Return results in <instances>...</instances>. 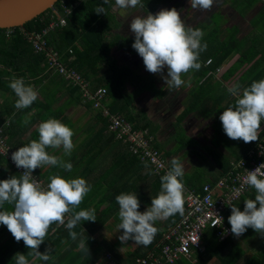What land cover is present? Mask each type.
Segmentation results:
<instances>
[{
    "label": "trees",
    "instance_id": "trees-1",
    "mask_svg": "<svg viewBox=\"0 0 264 264\" xmlns=\"http://www.w3.org/2000/svg\"><path fill=\"white\" fill-rule=\"evenodd\" d=\"M61 1L59 0L55 7L59 6ZM64 1L67 5L76 2V0ZM162 1L164 0H141V3L147 13L151 12L153 14ZM255 1L250 0L246 4L253 5ZM243 3L244 0H234L232 8L237 9ZM97 5H103V0H90L78 4L68 17L67 25L50 32L47 36L48 47L59 52L63 61L68 63L70 68L75 69L90 82L91 91L94 92L99 88L107 90L104 106L108 107L111 113L125 117L135 129H148L153 135L150 119L147 118L144 112L135 111L134 104L137 98L145 93L162 98L164 91L162 88H158L156 75L151 73L139 74L130 67L119 65L115 58V49L130 54H137V52L132 48L133 43L130 40L122 39L115 33L119 28L118 22L112 20L114 16H111V13L114 14L115 12V0H108V3L103 5L105 15L95 13ZM51 16L52 10L50 9L35 20L26 23L23 28L0 29L1 92L13 93L12 95L15 96V93L9 87L13 77L23 78L25 84L32 87L41 85L43 81L49 79L48 75L45 74L48 72L45 56L34 51L26 34L42 32L47 29L51 23ZM215 25L213 30L208 27L207 22H197L191 27L203 31L204 35L201 43H206L207 49L201 52L199 56L201 68L189 71L187 74L189 77H186H193L195 80L194 86L187 85L193 87L190 90L191 108L202 118L213 120V123L219 127L216 135L218 134L221 139H226L228 137L223 131L219 116L225 108L235 105L237 97L229 93L228 89H223L224 92L219 93L216 90L217 86L219 88L223 83H233V85L239 84L243 89L244 87H250L254 81L264 79V42L260 36L253 37L250 42L247 40L240 41L237 39L238 32L231 33V38L228 36L223 39L220 23H215ZM9 31L11 34L8 35ZM70 51H72V54ZM235 54L240 55L239 59L228 67L218 81H214V75L216 74L212 72L215 73L217 69H222V66L227 62L230 63L231 60L229 59ZM208 60H212L209 66L206 65ZM57 77L62 76L57 74ZM56 78L53 79V82L60 89L65 87L70 99L75 104H84L87 109H92L97 113L95 120L91 123L92 126L95 124L97 127H95V135L93 136L89 134V132L92 133L90 131L91 127H86V141L78 147L74 144V147H76L71 153V158L66 159L63 155L59 156L58 153L53 154L65 162L72 163L73 168L71 171L53 166L55 169L52 172L40 175L39 179L45 188L50 183L49 177L51 175H60L65 179H85L91 187V191L84 197L75 211L95 209L97 221L81 220L71 230L78 234L75 241L69 236V229L66 227L71 213L66 214L64 225L52 224L45 241L39 247L41 253L49 248L52 249L50 259L46 262L27 256L30 250L25 247L23 241L16 242L7 227L0 225V238L6 237L3 241L0 240V264H15L13 257L16 253L26 255L29 264H105L104 257L108 252L113 254L119 264H137L139 259L147 257L152 252L158 254L164 243H166L163 242L165 233L179 222L181 215L176 214L161 220L160 223H158L160 220H157L154 226L158 229V232L153 242L146 247L129 240L133 246L127 256H123L118 249L122 244L119 238L112 234L106 235L104 231L106 225L113 218H115L118 225L120 223L119 205L115 199L117 195L121 193L137 194L140 201L138 210L143 212L151 206V199L156 197L161 189L160 176L154 173L151 164L142 162L139 157L130 152L127 145L116 140L114 135L108 132L107 120L102 117L100 112L92 108L91 103L83 102L80 87L67 84L63 77L61 80H64L65 83ZM16 99L17 97L15 101ZM54 104L55 102L48 101L45 96L43 100L38 96L29 108L16 109L18 111L15 113H19L16 117H20V113H23V116H29L31 110H37L36 114L30 116L31 126L39 121L43 122L49 118H55L73 130V122L69 123V119L65 118L62 108H55L53 107ZM11 105L14 106L15 102ZM11 114V111H9L7 117ZM5 134L9 135L8 128L5 130ZM263 135L264 121L261 124L258 141L244 143L242 140H237L240 144L238 148L229 143L232 152L235 154V157L231 160H225L226 158L216 151L222 147L221 142L224 140L219 138L221 141L216 145V137L213 138L210 147H208L212 151L207 152V148L204 150L208 159L210 158L214 162L218 176L204 183H197L193 179H187V175L184 173L182 181L188 188L194 190H201L202 186L207 183L215 184L221 176L232 169V163H236L247 156L249 150L257 145ZM32 136L35 140H38V131L33 132ZM9 143L11 144L12 141ZM181 145L183 150H188L190 147V144H186V142H182ZM155 146L160 150L156 141ZM223 148L226 150L225 147ZM164 155L170 157L168 154L164 153ZM206 156L203 158L206 159ZM178 159L181 162L184 158L180 156ZM2 163L8 164L0 155V164ZM14 171H11L9 178L13 175L17 177L21 175ZM251 190L256 193L255 189L251 188ZM232 206H237L240 210L241 208L244 209V198L242 197ZM0 210L12 211L13 205L5 204ZM230 215L231 206L226 211V223L229 226L228 217ZM81 239L87 244L88 253L81 250ZM203 243L205 251L194 256L197 263L181 260L176 264H264V238L251 228L240 238L232 235L225 242H218L215 232L209 230L206 232Z\"/></svg>",
    "mask_w": 264,
    "mask_h": 264
},
{
    "label": "clouds",
    "instance_id": "clouds-1",
    "mask_svg": "<svg viewBox=\"0 0 264 264\" xmlns=\"http://www.w3.org/2000/svg\"><path fill=\"white\" fill-rule=\"evenodd\" d=\"M219 0H189L193 9L210 11ZM108 0H103V5ZM103 5H97L95 13L104 14ZM119 9L143 8L141 0H115ZM130 30L134 34L132 48L142 58L145 69L154 75H159L170 88H180L184 84L183 74L191 70H199L200 53L207 49L206 43H201L204 35L201 29L187 27L181 18L180 11L175 7L161 9L155 14L136 15L131 19ZM167 74L164 75V70ZM9 87L17 97L16 109L29 108L38 98V92L26 85L23 78L13 77ZM228 92L237 97L234 106L224 109L219 119L226 136L232 140H242L244 143L256 142L264 121V79L254 81L250 87H244L241 94L239 84L228 88ZM25 117L24 124L29 122ZM38 140L19 147L11 153V160L23 173L8 179L0 180V208L7 203L13 205V210H0V225L7 227L16 242L23 241L30 251L27 256L48 261L52 249L39 251L45 241L52 224H65L66 214L71 213L66 227L73 241L78 234L71 231L81 221L96 222L95 209L75 211L91 187L83 178L65 179L60 175H51L50 183L43 187L32 175L37 168L57 166L71 171L72 163L65 162L60 157L50 155L47 148L63 149L70 156L74 144L73 130L59 119L49 118L38 125ZM170 169L160 177L161 189L158 195L151 199V206L141 212L140 201L135 193H121L115 197L119 205V236L121 243L132 240L135 244L150 245L158 229L154 226L157 220H165L171 216L184 215L185 187L182 183L184 167L178 158H172ZM264 164L253 171H247L243 183L255 189V199L244 201V209L231 206L228 223L231 233L239 238L249 228L264 238ZM222 219V218H221ZM80 248L89 252L83 239ZM27 256L16 253L15 264H29Z\"/></svg>",
    "mask_w": 264,
    "mask_h": 264
},
{
    "label": "built area",
    "instance_id": "built-area-1",
    "mask_svg": "<svg viewBox=\"0 0 264 264\" xmlns=\"http://www.w3.org/2000/svg\"><path fill=\"white\" fill-rule=\"evenodd\" d=\"M90 0H76L75 4L67 5L62 0L57 7H53L51 23L42 32H32L26 37L32 44L36 53L43 54L47 60L48 71L54 72L64 78L68 84L80 87L84 103H91L95 111L100 112L108 122V132L113 134L115 139L128 146L130 152L153 166L157 176H163L170 169V159L155 146V137L148 129L137 130L125 117L111 113L110 109L104 106L107 94L105 88L91 91L90 82L86 80L69 64L63 61L59 52L48 47L47 36L50 32L65 27L67 19L73 10L81 2ZM264 1V0H262ZM11 34L10 31L8 35ZM72 54V51H70ZM208 60L206 65H211ZM222 69H217L213 74H220ZM9 126V124H8ZM11 147L8 137L5 134V126H0V155L8 165L19 174L24 169L17 168L11 160ZM264 164V135L257 145L249 150L244 159L232 163V169L221 176L215 184H204L201 190L190 189L182 181L185 187V212L179 222L170 228L164 235V243L158 254L152 252L147 257L139 259L137 264H176L181 260L190 263H197L194 257L197 253L205 251L204 237L206 232L213 230L218 242H225L233 234L231 227L226 223L227 208L238 202L250 190L251 186L243 183L247 171L255 170L259 165ZM264 172V169H261ZM34 178L43 186L37 175L32 173ZM264 178V177H262ZM222 218V219H221ZM162 242V243H163ZM105 264H119L118 260L111 253L104 257Z\"/></svg>",
    "mask_w": 264,
    "mask_h": 264
},
{
    "label": "crops",
    "instance_id": "crops-1",
    "mask_svg": "<svg viewBox=\"0 0 264 264\" xmlns=\"http://www.w3.org/2000/svg\"><path fill=\"white\" fill-rule=\"evenodd\" d=\"M248 1L250 0H244L243 5L241 6L240 4L237 9L232 8L234 0H219L218 3H214L212 9L209 11L211 12V15H209L211 16V21L207 22L208 27L210 28L211 26L213 16L215 14H219L222 16V23H220V25L222 28L221 37L223 39L228 36L231 38V33L238 32L237 39H239L240 41L247 40L248 42H250L253 37L257 38L258 36H260L263 38H261V40L264 42V4L262 0H256L253 5H247L246 3ZM173 7L180 11L181 18L183 19L186 26L192 27L193 25H195V23L186 24L187 22H190L189 17L191 16L192 12L196 10L190 6L189 0H164L159 4L156 12L161 9H171ZM118 10V8H115L116 13H118ZM156 12H154L153 14H155ZM141 14H147L144 6L142 9L127 8L126 15H118V19L121 25L119 26L121 28L119 27L115 31V33H117L118 36L122 39L134 40V34L130 30V22L134 16ZM183 15H185L184 18ZM212 24L214 25V22H212ZM114 52L115 58L117 59L118 63H120L122 66L125 65L126 67H130L132 69H135L132 66V63L135 64L136 60L140 62V60L142 59L139 55L122 52L117 49H115ZM121 56L124 57L123 60H121ZM239 57L240 55L235 54L231 59H229L231 60V62H227L224 66H222V72L220 74L214 75V81H218L219 78H221L224 72L228 69V67L231 64L233 65V63L238 60ZM133 58L137 59L134 61ZM45 74L48 75L49 79L43 81V84L41 85L33 86V88L38 92V96L41 98V100H43L45 96L48 101L52 100V102H55L53 107H61L65 118L69 119V123L73 122L74 125L72 124V126H74V135L72 137V140L73 144H76V146L78 147L83 142H85V139L87 138V134L82 135L81 128H83L86 132L87 128L91 127L90 131L92 133L89 132V134H91L92 136L95 135L94 130L97 126H95V124H93L94 126H92L91 123L95 120V115L97 113H95L92 109H87L84 104H75V102L70 99L69 93H67L68 91L65 90L66 88L64 87V89L61 90L59 86L53 82V79L56 78V73L48 71ZM56 79L60 80V82L64 81L61 80L62 77H57ZM63 83H65V81ZM191 86H181L177 89L170 88L168 85H159L158 88H162L164 94L162 98H158V101H153L155 96H153L152 94L145 93L141 95L139 98L143 96V98H141L143 105L146 101L150 103V111L148 110L146 105L140 107L138 104H136V102L134 104V107H136V109H134L136 111L144 112L147 118L150 119L151 130L153 132V136L155 137V141L161 144L165 148V150L168 149L167 153L170 152L169 150H174V148L176 149L177 146H179L183 150L180 142L172 141V135L174 134V130H176L174 123H178L180 128L182 127L181 129H184L191 137L195 138L196 140H201V138L204 140L207 138V142H209L210 144L213 138L216 137L217 129L216 124L213 123V120L202 118L196 111L193 110V108H191L192 98L190 95V90H192L193 88ZM232 86L233 83H223L219 88L217 86L216 90L219 91V93H223V89H228ZM12 94L0 91V126H5V130L7 128L9 129V135L7 134L8 141H12L10 145L14 149V151H16L19 147L27 145L32 140H35V138H33L32 136V133L36 132L41 121H39L40 123L38 122L31 126L30 119L27 124L23 123L24 118L29 116H23L24 114L20 113V117H16L19 113H15L18 110H16L15 106L11 105L12 103L14 104L16 98ZM9 111H11L12 114L7 117V113H9ZM36 112L37 110H31L29 115L31 116L33 114H36ZM199 144H201L203 148L209 146L208 143L202 144L200 142ZM190 148L193 147H189L188 150H185L186 152L174 153L172 154L173 156L168 158L171 160L172 158H179L182 155V157H185L190 153ZM48 149H52L53 154L58 153L60 156L63 155V149L61 150V148H47L46 151H48ZM170 154L171 153H168L169 156ZM188 161V158L181 161L184 168L189 166ZM187 168L186 171L184 170L185 173L191 171V169L189 168V171H187ZM54 169L55 167L53 166L45 165L41 167V169L37 168L36 171H33V173H36L37 176H40L45 173L48 174V172H52ZM11 171L14 170L10 168L8 164H0V180L8 179L9 174L12 173ZM190 179L192 180L193 178L190 177ZM255 195L256 193H254V191H249L248 194L243 197L244 201L247 199H254ZM6 205L10 204L6 203ZM242 209L243 208H241V210ZM6 234L8 233L6 232ZM4 238L6 237H1L0 240L3 241Z\"/></svg>",
    "mask_w": 264,
    "mask_h": 264
},
{
    "label": "rangeland",
    "instance_id": "rangeland-1",
    "mask_svg": "<svg viewBox=\"0 0 264 264\" xmlns=\"http://www.w3.org/2000/svg\"><path fill=\"white\" fill-rule=\"evenodd\" d=\"M262 2L264 4V1H262ZM238 11H239V9H238ZM126 14H127V8L126 9H119L118 10V13H116V12H114V14L111 13V16L112 15L114 16V18H112V20H114V22H118V24L120 25V22H119V19H118V15H126ZM185 15H183V18L185 17ZM209 15H211V12H209L207 10L196 9V10H194L192 12L191 16L189 17L190 22H187L186 24L197 23V22H209V21H211V16H209ZM221 18H222V16L219 15V14H215L213 16L212 22H214V25L211 22V26H210V29L211 30L215 29V26H216L215 23H222ZM263 35H264V33H263ZM130 41L132 43L134 42V40H130ZM136 55H138V53ZM123 58L124 57L121 56V60H123ZM256 58H257V56H256ZM136 59L137 58H133L134 61ZM138 63H140V64H138ZM119 65L121 67H126L125 65L122 66L120 63H119ZM132 66L135 68L133 70H135L139 74H150L145 69V66L143 64V60L142 59L140 60V62H138L136 60L135 61V64L132 63ZM142 72H144V73H142ZM166 74H167V69L165 68L164 75H166ZM187 74H183L182 75V79L184 80V84L182 86H187V85L194 86V84H195L194 78L193 77H190V78L193 79V82H192V79L187 78V77H189ZM156 77L158 79V86L159 85H167L161 79V77L159 75H156ZM62 89H64V87H61V90ZM141 98H143V96ZM141 98H139V99L137 98L138 100L136 101V104H138L140 107L146 105L147 108H148V110L150 111L151 110L150 103L146 101L145 104L143 105V102L141 101ZM158 100L159 99L156 98V97L153 99V101H158ZM151 103H152V101H151ZM134 108L136 109V107H134ZM60 109H59V111L61 112ZM221 109H223V108H221ZM140 110H142V109H140ZM174 126H175V129L176 130H174V134L172 135V137H173L172 141H177V142H181V143L182 142H186V144H190V147H193V148H190L189 149L190 153L187 154V156L183 157L184 160L186 158H188V160H189L188 161V165L189 166H187V167L189 169H191V171H189V169L186 167L188 169L187 171H189V172H186V173L184 172L185 175H187L186 178L189 179L190 177H192L193 180L196 181L197 183H204L206 181H209L210 179L212 180V179L216 178L218 176V171H217V169L215 167L214 162L211 161L212 159H210V158L208 159V157L205 154V150H204V149L207 148V150H206L207 152H211L212 151V149L208 148V147H210V144H209V142H207V138L204 139V140L202 138H201V140H196L195 138L191 137L184 129H181L182 127L180 128V126H179L178 123H174ZM216 129L217 130L219 129L218 125H216ZM81 131H82V135H86V132H85V130L83 128H81ZM219 138H220V136L217 134L216 135V138H215V144L216 145H218L221 140H224V141L221 142L222 147L220 149L216 150V151L219 152L218 154H222V156H224V158H226L225 160H227V159H229V160L233 159V157H235V154L232 152V149L230 148L229 143H231L233 145V147H236V148H238V146L240 144L237 142V140H232V139H229V138H226V139H221L220 138L221 139L220 140ZM199 141L202 144L208 143L209 146L203 148L202 145L199 144L200 143ZM156 144H157V146L160 148V150L163 153H165V154L171 153L170 154V157L173 156L172 154H174V153L186 152L185 150H182L179 146H177L176 149L174 148V150H169L170 152L167 153V150L168 149L165 150V148L161 144H159L157 141H156ZM223 147H225L226 150H224ZM61 150H62V148H61ZM48 153L50 155H53V150L52 149H48ZM205 156H206V159L203 158ZM222 156H219V157H222ZM63 157H66V159H69V157L71 158V155L70 156H67L63 152ZM186 168H184L185 171H186ZM34 171H36V170H34ZM35 175H37V174L35 173ZM160 222H161V220L158 223H160ZM104 233L106 235L112 234V235L116 236V238H119V236L123 234V230L122 229L121 230L119 229L118 223L115 221V218H113L106 225ZM132 246H133V244L130 241H127V243H122L121 246L118 247V249H119L120 253L123 256H127L129 254V252L131 251Z\"/></svg>",
    "mask_w": 264,
    "mask_h": 264
},
{
    "label": "water",
    "instance_id": "water-1",
    "mask_svg": "<svg viewBox=\"0 0 264 264\" xmlns=\"http://www.w3.org/2000/svg\"><path fill=\"white\" fill-rule=\"evenodd\" d=\"M59 0H0V29L23 28Z\"/></svg>",
    "mask_w": 264,
    "mask_h": 264
}]
</instances>
